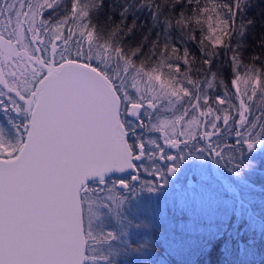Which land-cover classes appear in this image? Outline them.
I'll return each mask as SVG.
<instances>
[{"label":"snow or ice","instance_id":"obj_1","mask_svg":"<svg viewBox=\"0 0 264 264\" xmlns=\"http://www.w3.org/2000/svg\"><path fill=\"white\" fill-rule=\"evenodd\" d=\"M101 6L102 0H0V119L7 125L0 126V264H121L118 258L129 256L135 264H152L158 242L175 251L181 241L174 235L130 241L131 221L122 220L126 206L144 193L203 199L200 178L189 176L177 188L186 165L224 162L233 182H243L254 167L252 154L264 151V60L254 56L243 64L231 42L244 0L212 3L211 9L200 0H140L133 6L150 9L153 26L136 46L125 44L135 29L133 20L124 30L132 6L109 29L92 21ZM213 10L215 26L209 14L204 35L196 17ZM192 43L202 64L197 78L165 79V66L181 72V50L191 72ZM220 47L232 52L231 85L238 101L227 110L209 103L214 83L225 96L232 94L212 67ZM170 53L177 54V63ZM241 82L250 85V94L248 88L241 92ZM257 100L259 115L253 110ZM215 103L227 101L217 96ZM162 112H171V118H161ZM145 131L159 132L164 146L145 140ZM142 167L153 179L141 180ZM214 195L220 200L229 193ZM234 211L243 215L244 202ZM107 222H115L116 230H107ZM202 237L200 264H225L226 230L209 228Z\"/></svg>","mask_w":264,"mask_h":264},{"label":"trees","instance_id":"obj_2","mask_svg":"<svg viewBox=\"0 0 264 264\" xmlns=\"http://www.w3.org/2000/svg\"><path fill=\"white\" fill-rule=\"evenodd\" d=\"M88 3L90 0H83ZM140 0H102V6L95 10L92 14V21L104 29H109L121 24L122 17L120 15L122 9L126 6L130 7L129 13L124 18V30L131 26L135 20V29L131 35L127 36L125 44L136 46L141 43L143 37L149 33V29L153 26V19L150 15V9L137 10L133 5L139 4ZM160 4H164L167 0H158ZM204 0H200V4ZM229 0H217L219 4H226ZM235 3V0H232ZM196 4L193 3L188 11V15L192 16V8ZM226 11V9H223ZM111 17V21L108 18ZM202 20L200 17H196ZM107 22V23H106ZM251 22V23H249ZM193 28H196V39L201 38L199 26L193 20ZM203 34L207 35L203 23ZM242 29H246L243 35H239ZM62 31H65L62 29ZM235 31L237 35L231 38L233 47L242 54V61L245 65H250L252 57H259L264 60V0H244V9L235 17ZM151 39H155V32L152 33ZM225 41L229 40L228 36H224ZM205 44H208L205 41ZM190 51L196 58L193 61V67L189 73L188 67L183 64V52L179 53L181 72L175 73L165 66L162 69V74L166 79L169 75L177 76L183 79L186 75H191L194 79L197 78V70L202 67L200 62V52L197 50V45L192 43L187 45ZM211 48V45H208ZM222 55L216 59L212 65L213 70L219 73L218 80L226 82L228 90L231 91V96H225V89L214 83L211 90L208 91L210 96V105L214 109H228L232 102L237 103L235 97V89L231 85L232 70L230 66V58L232 52L225 53L223 47L219 48ZM145 52H148V46H145ZM171 62L177 63V54L170 53ZM260 66V60L257 61L256 67ZM206 67V66H203ZM245 69L241 67L240 75L243 77ZM203 79L202 74L199 77ZM241 92L250 85L239 84ZM217 96L224 97L228 102V106L218 105L215 103ZM187 99V98H186ZM203 105V100L200 101ZM261 101L257 100L253 105L255 115H259V107ZM167 114V112H166ZM198 115V113L196 114ZM223 115V113H221ZM2 120V119H1ZM3 123H5L3 121ZM6 124V123H5ZM227 139V137H225ZM164 146V143L161 144ZM165 151H171L165 149ZM229 154L225 153V160ZM254 167L245 171L243 182H233L234 178L226 171L224 162L217 166L219 181L223 182L224 190L226 189L229 195L226 198L217 200L214 194L206 192L203 199L193 201L185 198L180 194H171V199L167 202L166 197L156 199L148 197L144 193L136 201H133L125 211L122 220L124 224H128V239L139 241L141 239L156 238L159 241L160 237L165 238L174 235L181 241V245L175 250H171L167 245L157 243L156 250L152 256V264H200L202 255L200 252L202 243V233L209 228H224L226 230V239L228 251L222 255L225 264H264V151H257L252 154ZM149 164V163H147ZM210 164H214L210 162ZM192 169V165H186L183 176L177 181V188L185 182L187 173ZM213 172V168H211ZM214 174V173H213ZM148 177L141 168L140 177ZM191 176V175H190ZM119 177V176H116ZM211 184L217 185L216 179H211ZM219 185V182H218ZM219 191V190H218ZM216 192V191H215ZM213 192V193H215ZM240 201H243L246 206V212L241 215L238 211H234L239 207ZM186 202H188L186 204ZM86 219V218H85ZM107 230H116L115 222H107ZM188 224V225H186ZM86 227V223H85ZM232 236H237L236 240L230 239ZM135 246V245H134ZM222 246V251H223ZM121 264H135L134 258L120 257ZM160 262V263H159Z\"/></svg>","mask_w":264,"mask_h":264},{"label":"rangeland","instance_id":"obj_3","mask_svg":"<svg viewBox=\"0 0 264 264\" xmlns=\"http://www.w3.org/2000/svg\"><path fill=\"white\" fill-rule=\"evenodd\" d=\"M212 3H217V0H204V2L202 3V6L207 4V6L211 9ZM219 11L223 12L224 10L221 9ZM209 14H211L213 16V26H215V23H216L215 16L218 13H217L216 10H213L212 12H210L208 14H204L203 16H201V18L203 19V23H204L206 32H207V16ZM227 106H228V102L226 103L225 107H227ZM159 115L161 116V118H165V117L171 118L172 113L171 112H167V114H166V112H162ZM201 119H203V118L201 117ZM145 123H148L147 118H145ZM0 126H4L5 128H7V125L5 123H3V119L2 120L0 119ZM178 133H179V129H177V134ZM141 135L144 137L145 140H149V139L156 140L160 145L162 143H164L163 137L160 135L159 132L145 131V132H142ZM210 162H213V161L212 160H207V162H200V163H197L195 166L192 165V169L187 173V176L184 179H186L190 175L191 176H195L197 178H200L203 181H205L206 192L209 191V194H214L213 192H215V191H218V190L219 191H223L224 190V185H223V182L219 181V178H218L219 174L217 172L216 164H210ZM147 163H149L148 164L149 166L151 165L150 161L147 162ZM211 168H213V172L211 171ZM146 175H147V173H146ZM211 179H216L219 182V185H218V182H217V185L211 184V182H210ZM141 180H145L146 181V180H149V179L147 177H142L141 176ZM185 198H187V200L188 199L190 200V197H188V196H185ZM170 199H171V194H169L166 197L167 202H169ZM187 203L188 202H186V204ZM85 223H86V227H87V217L85 219ZM186 225H188V224H186ZM160 264H164V262L162 261Z\"/></svg>","mask_w":264,"mask_h":264},{"label":"water","instance_id":"obj_4","mask_svg":"<svg viewBox=\"0 0 264 264\" xmlns=\"http://www.w3.org/2000/svg\"><path fill=\"white\" fill-rule=\"evenodd\" d=\"M121 175H126V174H119V173L115 174V176H121Z\"/></svg>","mask_w":264,"mask_h":264}]
</instances>
